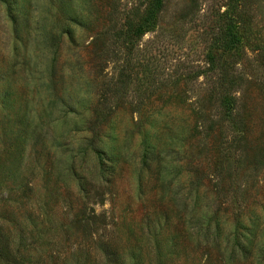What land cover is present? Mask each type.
<instances>
[{
    "label": "rangeland",
    "instance_id": "obj_1",
    "mask_svg": "<svg viewBox=\"0 0 264 264\" xmlns=\"http://www.w3.org/2000/svg\"><path fill=\"white\" fill-rule=\"evenodd\" d=\"M146 2L0 0V264H264V0L233 120L228 0Z\"/></svg>",
    "mask_w": 264,
    "mask_h": 264
},
{
    "label": "trees",
    "instance_id": "obj_2",
    "mask_svg": "<svg viewBox=\"0 0 264 264\" xmlns=\"http://www.w3.org/2000/svg\"><path fill=\"white\" fill-rule=\"evenodd\" d=\"M146 1L148 7L144 9L145 14L141 17L138 23L134 24L135 27L133 30L136 31V33L142 31L143 27H145L146 25L152 24L149 21V16H156L157 9L162 5V0ZM226 5H228V9L226 7V10L222 14L221 18V20L224 18L222 27L220 29L221 52L219 55H213L212 53H209L207 62L210 65V69L217 70L216 76L218 77L219 85L221 86V89H219V92L217 93V98L219 99L220 106L228 108L226 110V115L231 119V113L234 107V99H231V94L225 86L227 85V83H232V80H228L229 75L227 74V71L231 68L230 62L232 63V61L227 62V60L225 59L228 56L234 55L238 48H243V45L250 41L252 33L249 26L250 19L245 18L244 13H242L245 12L244 9H242V11L239 9L244 8V5L239 4V0H228ZM139 11L140 8H138L135 13H139ZM131 25L132 20L127 23L128 28L132 27ZM260 50L264 52V46ZM120 81L124 82V80L122 79H120ZM216 90L218 91V89ZM233 119L234 117H232V120Z\"/></svg>",
    "mask_w": 264,
    "mask_h": 264
}]
</instances>
